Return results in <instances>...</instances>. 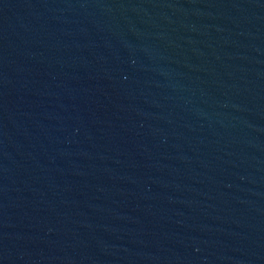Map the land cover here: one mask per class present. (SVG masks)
Masks as SVG:
<instances>
[{
    "label": "water",
    "instance_id": "water-1",
    "mask_svg": "<svg viewBox=\"0 0 264 264\" xmlns=\"http://www.w3.org/2000/svg\"><path fill=\"white\" fill-rule=\"evenodd\" d=\"M0 264H264V0H0Z\"/></svg>",
    "mask_w": 264,
    "mask_h": 264
}]
</instances>
